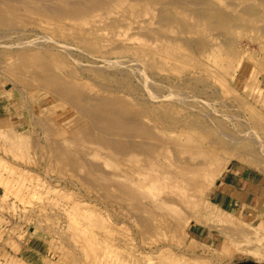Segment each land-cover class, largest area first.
I'll use <instances>...</instances> for the list:
<instances>
[{
  "label": "rangeland",
  "instance_id": "obj_1",
  "mask_svg": "<svg viewBox=\"0 0 264 264\" xmlns=\"http://www.w3.org/2000/svg\"><path fill=\"white\" fill-rule=\"evenodd\" d=\"M0 264H264V0H0Z\"/></svg>",
  "mask_w": 264,
  "mask_h": 264
},
{
  "label": "crops",
  "instance_id": "obj_2",
  "mask_svg": "<svg viewBox=\"0 0 264 264\" xmlns=\"http://www.w3.org/2000/svg\"><path fill=\"white\" fill-rule=\"evenodd\" d=\"M254 196H255V194L253 192H250V187L249 186L248 187H246V186L241 187L237 183L236 184V194H235L236 201L234 200L233 202H235L236 204H240L241 203V204L246 205L247 207H250V204H253V203H251L252 201L250 202L249 200L254 198ZM244 205H243V207H245Z\"/></svg>",
  "mask_w": 264,
  "mask_h": 264
}]
</instances>
